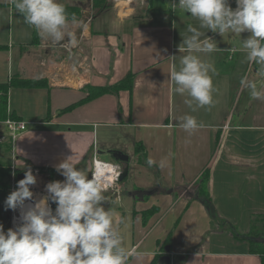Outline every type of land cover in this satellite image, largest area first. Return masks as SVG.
<instances>
[{
  "label": "crops",
  "instance_id": "crops-1",
  "mask_svg": "<svg viewBox=\"0 0 264 264\" xmlns=\"http://www.w3.org/2000/svg\"><path fill=\"white\" fill-rule=\"evenodd\" d=\"M59 2L77 6L83 15L68 19L65 29L75 36L74 46L67 38L57 43L34 31L13 11L11 0H0V83L14 76L47 81V86L12 85L7 91L8 112L27 122L9 154L18 175L38 170L34 200L46 195L44 183L60 176L55 166L63 159L71 156L86 167L95 157L124 168L112 157L120 151L129 156L128 174L113 198L125 186V193L159 187L145 199L126 194L132 209L119 210L131 217L124 246L138 245L141 253L129 264H150L154 258L157 264L170 232L171 264H262L244 236L251 216L264 214V100L240 89L236 37L206 33L219 48L202 55L216 68L213 104L189 107L186 94L174 93L168 72L172 56L178 64L183 54L178 45L184 24L192 21L178 23L153 12L152 0H113L109 9L93 15V0ZM127 74L131 90L78 103L87 95L84 86L111 85ZM254 81L264 87L263 75ZM185 114L202 125L191 135L180 127ZM149 158L157 164L165 159L166 166L149 167ZM206 169L209 204L197 194ZM148 210L154 211L143 223ZM214 219L235 226L236 234L220 231Z\"/></svg>",
  "mask_w": 264,
  "mask_h": 264
},
{
  "label": "clouds",
  "instance_id": "clouds-1",
  "mask_svg": "<svg viewBox=\"0 0 264 264\" xmlns=\"http://www.w3.org/2000/svg\"><path fill=\"white\" fill-rule=\"evenodd\" d=\"M15 10L27 24L54 42L75 43V36L65 31L68 24L66 9L59 0H12ZM199 26L187 25L186 34L178 45L183 53L172 56L168 79L176 94L187 95L185 102L192 107L213 104L212 75L215 65L202 55L216 52L217 42L207 32L249 33L242 40L249 64L264 67V0H235L232 8L228 0H173ZM241 91L247 90L255 100H264V87L247 76L240 79ZM195 108H193V111ZM180 127L190 135L202 125L192 115L182 117ZM71 156L57 164L56 171L63 180L45 185L46 195L33 200L30 185L36 183L31 169L17 181L15 190L6 197L7 208H20V223L4 230L0 224V264H129L141 253L139 246L125 247L123 234L114 224L112 211L105 207V193L111 187L109 178L119 172L115 165L102 161L78 167ZM149 167L164 168L166 160L157 164L152 158ZM55 203L53 210L49 202ZM121 217L119 224L123 225Z\"/></svg>",
  "mask_w": 264,
  "mask_h": 264
},
{
  "label": "trees",
  "instance_id": "trees-1",
  "mask_svg": "<svg viewBox=\"0 0 264 264\" xmlns=\"http://www.w3.org/2000/svg\"><path fill=\"white\" fill-rule=\"evenodd\" d=\"M105 0H93L95 7L103 5ZM11 7L13 11L19 15L14 7V4L11 0ZM68 19H74L80 16V8L72 5H64ZM23 17V16H22ZM35 31V28H34ZM12 85L22 86V87H37V86H47V81L45 79H24L18 78L17 76L11 77L8 82L0 83V121L11 117L17 119L11 112H8L7 109V91L8 88ZM132 88V77L130 74H127L124 78L118 82L106 85V86H92L86 85L84 89L87 91L85 98L80 100L78 103L83 101H88L99 95L108 92H118L122 89L131 90ZM76 104V103H75ZM74 104V105H75ZM74 105H70L65 110L71 109ZM10 139L0 143V224L3 225L5 231L9 228V212L10 209L7 208L5 204L6 197L10 193V181H11V157H10ZM52 172V171H51ZM208 172L207 169L202 172L200 180L197 185V194L201 199L209 204V195L207 191V181H208ZM154 210H148L143 213V222L145 223L148 217L153 213ZM224 222V221H223ZM235 233V232H234ZM244 237L247 238L249 242V250L251 253L256 254L260 257L262 264H264V214H253L250 218V230L247 235ZM171 243V232L168 233L167 237L164 240V247L170 245ZM150 264H156V258Z\"/></svg>",
  "mask_w": 264,
  "mask_h": 264
},
{
  "label": "rangeland",
  "instance_id": "rangeland-1",
  "mask_svg": "<svg viewBox=\"0 0 264 264\" xmlns=\"http://www.w3.org/2000/svg\"><path fill=\"white\" fill-rule=\"evenodd\" d=\"M228 2H229L230 7H232V8L236 7L235 0H228ZM152 3H153L152 11L156 12V13L165 14V16L168 19L173 17L176 22H178V21L179 22H181V21H183V22L192 21V24H194L197 21L193 17L188 18L187 13H185L180 7H176L175 9L170 10L169 9V0H152ZM112 5H113V0H105V3L102 6L99 5V8L95 7L93 2H92V7H91L92 15L98 14L100 11L109 9ZM79 17L82 18L83 15L80 13ZM184 26H187V25L184 24ZM223 35L227 36V35H230V33H224ZM232 35H234L236 37V40H235L233 45L237 47V51L239 52V65H240L239 68L241 67V69H242L240 71V73H242L243 76H247L250 80H253V81L259 75L264 76V72H263L264 67H262L261 65H258V64H249L245 60L246 51L243 49L242 40L246 39L247 36L249 35V33H247V32H243L241 34L232 33ZM256 69H257V72H254V71H256ZM262 82H263V84H262ZM261 84L263 86L264 81H261ZM257 85L259 86L260 84L257 83ZM140 160H141V158H140ZM121 167L123 170V165H121ZM63 179H64V177L62 175H60L56 180H63ZM45 185H46V183H44V187H45ZM118 186H119V183L117 182L114 185V187H112V189L109 188V190L105 193V200L107 201L105 203V207H107L109 210L112 211L114 224L118 227V230L124 235L125 230H128L131 227V224H130V218L131 217L129 218L130 213H125L124 215L123 214L121 215L119 210L126 211L125 210L126 208L131 210L132 209L131 200H133V199L126 195V193H125L126 190H124L126 186L122 187L123 192L120 193L122 195L118 196L117 199L113 198V193L118 188ZM145 198H146V196H144L142 199H145ZM136 199H140V198L135 197L134 200H136ZM55 207H56V205H55V203H53V210L55 209ZM121 217L125 218V223L123 225L119 224ZM148 219H149V217H148ZM148 219H147V221H148ZM214 222L220 231H223V229H225L226 231H228L234 235L236 234L235 226L232 227L231 225L225 223L226 226L224 228H222L225 225L222 220H219V219L215 220L214 219ZM170 231H172V230H170ZM220 231H218V232H220ZM166 246H168V245H166Z\"/></svg>",
  "mask_w": 264,
  "mask_h": 264
},
{
  "label": "built area",
  "instance_id": "built-area-1",
  "mask_svg": "<svg viewBox=\"0 0 264 264\" xmlns=\"http://www.w3.org/2000/svg\"><path fill=\"white\" fill-rule=\"evenodd\" d=\"M169 7L170 9H175L176 7H179L178 3L173 4V0H169ZM0 125L3 126V133L4 134H0V143L5 141L6 139H10V141H13L19 134H21L23 131L26 130L27 128V122L21 119H14L11 117H7L6 119L0 121ZM96 158H93V163H95ZM101 161V160H99ZM103 162V161H102ZM107 163V162H105ZM112 164V163H110ZM116 166L117 171L120 172L122 171V167L119 164H112ZM10 169H11V181H10V187H9V191H13L15 190L16 186H17V181H19L22 178L18 177V173H17V168L15 166V161L13 159V157L11 156V165H10ZM27 170V169H26ZM25 170V171H26ZM24 171V172H25ZM33 175L38 173V170H31ZM23 172V174H24ZM118 177L115 174H113V178L112 180H110L111 183V187L112 188L117 182H118ZM30 190L33 192V200H34V194L37 192V187L34 185H30ZM31 200V201H33ZM30 201V200H26L25 202ZM20 223V208H17L16 210H12L10 209L9 212V228H14L17 224Z\"/></svg>",
  "mask_w": 264,
  "mask_h": 264
},
{
  "label": "water",
  "instance_id": "water-1",
  "mask_svg": "<svg viewBox=\"0 0 264 264\" xmlns=\"http://www.w3.org/2000/svg\"><path fill=\"white\" fill-rule=\"evenodd\" d=\"M112 157L114 160L122 162L125 164V167L123 170L120 172L119 177H118V182L122 181L124 178H126L128 174V162H129V156L127 154H124L120 151H113L112 152ZM24 174H19L18 177H23ZM159 190V187H154L149 190H143V189H136L132 191H127L126 194L131 197H138V198H143L144 196H150L157 192ZM190 197H194L192 194L189 195ZM197 197V196H196ZM50 207L53 209V202H49ZM157 264H171V255H170V248L169 246L165 247V252L162 254L158 260Z\"/></svg>",
  "mask_w": 264,
  "mask_h": 264
},
{
  "label": "bare ground",
  "instance_id": "bare-ground-1",
  "mask_svg": "<svg viewBox=\"0 0 264 264\" xmlns=\"http://www.w3.org/2000/svg\"><path fill=\"white\" fill-rule=\"evenodd\" d=\"M125 12V11H124ZM112 178H113V175L109 178V180H112ZM39 198H37L36 200H38ZM34 201H27V202H25V209L24 210H26V208H27V206L28 205H30V204H32ZM21 209H20V214H21Z\"/></svg>",
  "mask_w": 264,
  "mask_h": 264
}]
</instances>
